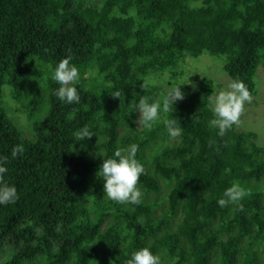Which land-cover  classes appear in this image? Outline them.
<instances>
[{"label": "trees", "instance_id": "obj_1", "mask_svg": "<svg viewBox=\"0 0 264 264\" xmlns=\"http://www.w3.org/2000/svg\"><path fill=\"white\" fill-rule=\"evenodd\" d=\"M101 1L0 0V182L19 195L0 205L5 264H127L147 245L161 264H264V145L237 125L223 136L210 126L218 84L203 79L151 128L134 112L141 97L166 99L148 76L204 53L227 56L226 72L254 96L264 0ZM67 56L81 73L78 104L53 95L49 65ZM5 86L17 100L32 89L29 105L46 106L34 138L10 117ZM170 116L180 136L167 131ZM85 126L95 135L76 141ZM131 144L146 170L140 205L107 199L98 175ZM16 146L24 152L13 157ZM236 182L247 195L221 206Z\"/></svg>", "mask_w": 264, "mask_h": 264}, {"label": "clouds", "instance_id": "obj_2", "mask_svg": "<svg viewBox=\"0 0 264 264\" xmlns=\"http://www.w3.org/2000/svg\"><path fill=\"white\" fill-rule=\"evenodd\" d=\"M52 72V80L58 84L53 92L58 100L63 103H79L81 100L80 90L81 73L72 57L67 56L55 65H49ZM183 85V84H181ZM181 85L168 91L163 104L160 101L141 97L135 105V111L139 113V123L146 128H151L161 119V113H172L173 106L178 100L184 99ZM115 97L121 98V93L117 92ZM252 101V94L239 79L230 82L224 89L220 90L212 100L213 118L209 121L210 126L218 128L220 135H225L234 125L241 122V116L245 111V106ZM166 129L171 137L182 134L177 119L170 116L165 121ZM95 134L89 127L85 126L74 133L76 141H86ZM139 146L131 144L125 148H120L111 157L104 158L99 168L98 175L103 180L104 196L119 204L140 205L143 203L144 193L139 186L140 177L146 174L144 165L137 159ZM23 146H16L12 156L22 155ZM7 158L0 157V181L8 172ZM247 195L245 189L234 183L225 193L224 198L218 203L226 206L229 203L241 201ZM19 198L15 185L0 182V205L15 203ZM127 264H161V258L155 254L151 245H147L132 252Z\"/></svg>", "mask_w": 264, "mask_h": 264}, {"label": "rangeland", "instance_id": "obj_3", "mask_svg": "<svg viewBox=\"0 0 264 264\" xmlns=\"http://www.w3.org/2000/svg\"><path fill=\"white\" fill-rule=\"evenodd\" d=\"M92 2L102 5L101 0H92ZM226 61L227 56H214L208 53L196 58L189 56L178 69L163 74H152L147 77V81L166 94L170 89L183 84L182 92L192 95L200 89L202 80L208 78L218 84L220 91L233 81L225 70ZM10 89L9 86L4 87L5 105L9 115L27 136L34 138L38 133L39 122L45 115L46 106L29 105L32 89H29L30 93L24 94L19 100L14 97ZM237 128L244 132L258 133L259 143L264 145V66L260 68L258 74V92L252 96L251 103L246 104ZM8 249L9 246L5 245L0 250V264L8 261Z\"/></svg>", "mask_w": 264, "mask_h": 264}]
</instances>
